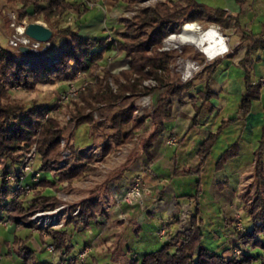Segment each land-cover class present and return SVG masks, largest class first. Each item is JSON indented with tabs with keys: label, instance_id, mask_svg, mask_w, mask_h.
Returning a JSON list of instances; mask_svg holds the SVG:
<instances>
[{
	"label": "trees",
	"instance_id": "1",
	"mask_svg": "<svg viewBox=\"0 0 264 264\" xmlns=\"http://www.w3.org/2000/svg\"><path fill=\"white\" fill-rule=\"evenodd\" d=\"M40 1H45L46 5H39ZM113 1L123 3L127 7L135 3V0ZM13 2L19 4L18 19L42 18L50 24L53 17H60L68 10H72L75 15L74 23H82L78 19L81 18L83 10L70 0H0V15L3 7ZM29 6H32L31 12L28 11ZM229 18L224 10L206 9L195 0H159L151 6L137 10L131 18H120L119 28L111 34L112 40H107L108 35H83L71 25L54 30L50 43H53L58 35L66 39L60 51L52 54L56 57L55 62L50 66L30 70L23 63L24 52L15 55L11 50L0 46V163L18 162L20 152L29 147L36 129L40 128L37 138L36 169L41 170V179L34 187L33 193L29 195V199H25L26 196L14 189L15 184L9 185L1 178L0 207L6 209L10 223L20 228L30 226L18 225L19 218L35 208L48 207L56 202L55 196L44 193L45 189L58 191L60 188L70 186L76 179L94 170L96 162L83 160L76 153L77 147L70 144L73 152L72 162L67 167L52 173L50 179L47 178L48 176H43V172L49 171L50 162L60 153L63 126L54 117H48L40 125V119L52 105L33 103L26 108L24 104L9 96L8 83L28 88L36 82L49 81L54 77L66 81L73 78L77 72L80 73L81 80L93 77L94 85H87L80 91L79 103H75L69 111L76 125L92 123L90 111L97 103L113 105L127 95L146 96L155 89L164 87L165 90L154 97L155 107L151 115L142 113L135 117L134 112L137 110L135 103L112 113L108 124L112 132L104 137L101 158L98 159L105 161L112 153L132 142L151 121L152 132L147 138H143L140 144L141 155L145 165H148L153 157L152 148L165 132V122L171 116L172 102L174 100L182 102L183 93L189 92L192 86L189 81L184 83L179 81L172 72L171 64L176 58L171 51L164 49L163 39L174 30L175 25L180 23L205 21L222 25ZM254 44H258L257 41ZM112 48H117L122 58L113 61L108 67H103L102 61ZM248 52L249 48H246V56ZM214 65L215 63L206 65L204 69L211 73ZM147 79L154 80L156 84L143 85V81ZM244 79L237 115L223 121L221 125L243 120L251 111L252 102L260 98L262 85L259 82L252 83L248 80L247 74ZM208 82L206 80L204 88L197 91L203 101L215 94L210 90ZM219 130L220 126L216 132L210 133L200 143L197 150L200 164L210 153ZM238 152L239 145L234 142L223 151L215 168H221L226 160L237 155ZM253 155V181L249 189L241 193L248 222L232 245L234 248L236 246L241 248L239 257L234 253L231 257H226L222 252L210 251L202 246L200 226L196 217H193L188 229L166 241L159 249L145 253L140 259H126L125 264H244L252 258V255L247 253L250 248L264 249V126L261 128L258 146L253 151ZM0 172L9 174L12 171L5 166ZM14 172L18 173V171ZM24 180L29 182L31 176L24 177ZM252 186L254 193L251 195ZM78 208L76 214H69L63 228L46 230V235L50 238L55 251L61 250L68 254L71 247L67 242L70 236L69 230L92 224L100 226L107 215V211L102 208V200L97 190H93L88 197L81 200ZM39 234L43 239L42 233ZM28 240L14 236L12 241L21 254L24 264L32 261L35 252L29 247Z\"/></svg>",
	"mask_w": 264,
	"mask_h": 264
},
{
	"label": "crops",
	"instance_id": "2",
	"mask_svg": "<svg viewBox=\"0 0 264 264\" xmlns=\"http://www.w3.org/2000/svg\"><path fill=\"white\" fill-rule=\"evenodd\" d=\"M70 1L75 5L78 4L83 10L81 18L78 19L82 23L77 24L81 34L96 35V31L102 30V27L112 31L119 28L120 22H113L112 20H107L105 23L104 20L100 22V14L105 9L111 10L119 3H115L113 0H94L95 6L85 7L80 0ZM195 1L209 10H224L230 18L222 25H214L223 31L233 30L232 32H234L238 29L241 32L240 41L243 45L236 52L230 54H225V52L211 60L204 53L206 59L211 61L204 66L215 63L212 72L208 73L203 66L201 73H197L193 77L194 79L197 77V81L194 82V79L190 77L188 80L184 78L181 81L183 83L189 81L192 86L189 92L183 93L182 102L176 100L172 102L171 116L165 122V132L152 148L153 157L148 168L144 166L145 162L139 149L138 153L134 156L129 155L127 158L130 160L126 168L131 170L129 176L120 172L113 181H109L107 187L104 186V202H106L104 205L109 214L108 218L104 220V227L92 224L85 228L71 229L67 239L71 246L68 254L58 250L59 255H56L51 262L36 261L33 254L29 264H65L69 257L91 245L93 246L92 250L80 264H122L124 259H140L145 253L159 249L168 241L166 238L163 239L157 235V230L160 227H164L171 238L188 229L193 217H196L201 227V214L204 209L217 213L223 232L228 236L227 240L230 243L229 246L224 242L217 245L216 249H208L214 252H222L226 257L233 255L234 247L232 245L237 237L225 230L231 231V219L236 213L246 212L245 203L241 197L244 190L241 191V187L244 185L242 181L250 179L252 182L253 180V151L258 146L261 128L264 126V102L259 101L260 98L254 100L251 104V111L243 120L221 124L237 115L244 89L245 74L252 83L256 82L257 79L264 78V0ZM39 5L45 6L46 2L40 1ZM30 10H32V6L28 7V11ZM66 13L75 18L72 10H68L64 14ZM108 34L105 33V35ZM255 41L258 44H254ZM246 48H249L247 56L245 55ZM121 58L122 54L119 53L118 49L112 48L106 53L104 66L108 67L113 61ZM234 66L237 67L233 68ZM206 80L209 81L210 90L215 94L210 99L203 101L197 91L204 88ZM222 112L225 114H221ZM149 125L150 127L153 126L151 121L147 124L146 129L149 128ZM219 126L220 130L211 151L222 136L221 134L225 133L229 139L235 138L226 148L237 142L239 152L226 160L221 168L216 169L220 171L225 169L226 164L233 165L230 167L231 179L226 176L225 179L227 180H216L215 185L210 189L211 192H206L201 184L200 176L211 151L204 162L200 164L197 150L200 143L210 133L216 132ZM149 135L143 138H147ZM168 138H173L174 142L166 144ZM132 165L134 167L131 169ZM140 171L143 172L148 191L144 210L137 205H128L120 201L130 180ZM190 176L198 177L199 180H196L195 191H192L194 189L192 184L193 186L190 185L188 188L190 192H187L181 178ZM228 181L229 185L233 187L230 193L225 188V183L228 184ZM238 198L242 199V203H238ZM237 204L241 207H237ZM154 219L158 220L157 225L151 223ZM0 228L7 231L20 229V227L16 228L13 224L8 223H0ZM94 229H96V233ZM153 230L156 238L153 236ZM74 233L82 236L80 237L83 242L82 247L78 251L72 250ZM42 238V243L47 249V245L51 244L50 238L43 234ZM32 243L35 242L28 241L30 248H32ZM3 244L7 245L8 253L6 257L0 256V264H24L23 258L14 244H8L7 241L0 242V248H3ZM228 247H231V250ZM247 253H250L252 258L244 264H254L255 260L258 259L261 260L258 264H264V260H262L264 259V249L253 247Z\"/></svg>",
	"mask_w": 264,
	"mask_h": 264
},
{
	"label": "rangeland",
	"instance_id": "3",
	"mask_svg": "<svg viewBox=\"0 0 264 264\" xmlns=\"http://www.w3.org/2000/svg\"><path fill=\"white\" fill-rule=\"evenodd\" d=\"M94 1V0H93ZM159 0H135V3L127 7L123 3L116 4L111 10H104L100 14V22L104 23L107 20H112L113 22H118L119 19L122 17H129L131 18L139 9L148 7L153 5ZM95 2V1H94ZM3 4V2H2ZM18 7L19 4L16 2L6 4L3 7L2 14L0 15V46L3 48H7L11 50L15 55L17 53L10 48L8 45L9 39L14 36L18 35V31L16 30L17 27H25L29 22L38 21L45 26L49 27L52 30V36L54 34V30L71 25L75 29L78 30L77 24L74 23V16L66 13L63 16L60 17H53L51 19L50 24H47L42 18L34 19L25 17L22 19H18ZM31 12V10H30ZM196 23L199 24V26L204 29L208 27L209 25H214L205 21H197ZM14 24V25H13ZM182 24L180 23L178 25H175L174 30L163 39V46L164 49L171 51L175 56V61L171 65L172 72L178 77L180 81H183L184 74L186 69L187 61L190 60L194 63L195 68L192 70V74L186 78L187 80L190 78L195 77L194 75H197V73H201L202 67L207 64L208 61L204 53L197 50L193 45L184 43L181 44L179 48L174 47L171 45L168 41V38L171 34L179 32ZM101 25H103L101 23ZM104 26V25H103ZM216 26V25H215ZM109 27V26H108ZM219 28V27H218ZM220 29V28H219ZM20 30V29H18ZM220 31L224 34L227 40L228 44V51L225 54H230L232 52H236L243 43L240 41V34L241 32L236 29L234 32L233 30L226 31L220 29ZM114 34V30L107 28L106 30L102 27V30L96 31V34L98 35H104L105 33ZM51 40V39H50ZM49 40V41H50ZM112 40V38H111ZM66 42V39L64 36L58 35L57 38L54 40L53 43H50V47L47 50L48 54H56V52H59L62 45ZM103 67L105 62L102 61ZM237 66H234L233 68H236ZM28 69V68H27ZM30 70V69H29ZM77 74V73H76ZM76 74H74L73 78L69 80H62L61 78L54 77L52 80L45 81V82H36L31 87L23 88L20 87L17 84H7L8 93L9 96L13 99H16L20 103L24 104L27 107L31 106L33 103H38L40 105H52L51 109L46 111L44 115L47 113V116L44 115L40 119V125L43 124L48 117H54L61 126H63V134L62 138L60 139V153L59 155L54 158L50 164H49V171L43 172V176H48L47 178L50 179L49 176L52 175V173L56 172L59 169H63L67 167L71 162L73 158V152L72 148L69 146L70 144H74L77 149L76 153L85 161L90 160L93 162H96V168L92 171H90L86 176L81 177L79 179H76L70 186H66L64 188H60L58 191L52 190V189H45L44 193L48 195H53L56 197V202L48 207H41V208H35L28 212L26 215L19 218L18 225H30L27 226L29 228L21 227L20 229H16L15 231H7L4 228H0V242L4 243L5 241L9 243H12L14 236L17 238L25 239L28 238L30 242L34 241L35 243H32V248L35 250L34 252V259L36 261H53V259L56 257V255H59V251H53L50 252L45 248V244L42 243V239L40 237L39 232H41L43 235H46V230L48 229H61L65 226V221L69 214L74 215L78 212V203L83 200L84 198L88 197L93 190H97L98 195L101 196L102 200V208L103 210H106V207L104 205V186L107 187L109 181H113L116 178V175H118L120 172H124L125 176H129L131 170L126 169L128 166V156H134V154L138 153L140 149V144L143 139V137H146L151 132L152 126L147 128L145 131L140 132L136 139H134L132 142L122 146V148L119 150V152L112 153L105 161L98 160L101 158V149L104 144V137L107 135H110L112 130L109 128V118L112 115L113 112L118 110L119 108H122L124 106L130 105L131 103H135L137 110L134 112V116L138 117L142 113L150 114L154 110V97L157 93H161L165 90L164 87L155 89V91H152L149 95L146 96H139V95H127L120 101H118L116 104L113 105H104V103H97L95 104V108L90 111L92 116V123L91 124H81L76 125L75 120L70 117L69 111L73 108L75 103H79L81 95H79L80 91L84 90L87 85H94L95 79L93 77H88V79H85L88 84L85 86L84 89H81L76 96L70 98L67 101L60 102L59 97L62 93L63 89L66 87V85L69 82H73L75 85H79L83 80L80 79V73L79 77L76 78ZM190 77V78H189ZM194 79V78H193ZM259 79H257L256 82H258ZM186 81V80H185ZM197 81V77L194 79V82ZM143 85L146 86H154L156 83L154 80L147 79L143 81ZM261 84V83H260ZM264 86V85H262ZM115 87V86H113ZM259 101L264 102V88H262L261 96ZM221 114H225L222 112ZM220 121V120H219ZM219 124V122H218ZM217 124V125H218ZM40 128L38 127L36 129V134L31 139V143L29 147L23 149L19 156H18V162L15 163H9L8 161L4 163H0V171L3 167L7 166L9 170H11V175L8 177H5L8 173L2 174L0 172V188L2 186L1 178L5 179L8 184H15L14 189L20 193L23 196H26L25 199H29V195L33 193V189L36 186V184L39 182L41 178L36 180L34 184L29 185H23L24 188L18 189L17 184L20 182V179L18 178L19 172L15 173L14 171H21V167L25 164V158L28 157V160L31 158L34 160L32 167L36 168L38 162L37 161V138L39 136ZM220 138L216 142L215 146L213 147L211 153L209 154L203 172L200 176L201 184L204 188V190L207 192H211L210 189L213 188V185H215L216 180H227L225 177L227 176L228 179H231L230 175V167L233 165L226 164L225 169L217 171L215 168V162L218 159V157L221 155L222 151L231 143L234 141L235 138L229 139L225 136V133L221 134ZM165 141V140H164ZM29 156H31L29 158ZM23 162V163H22ZM22 164V165H21ZM31 166V164H30ZM145 167L148 168V165H145ZM134 167V165L131 166V169ZM36 171L41 172L40 169H37ZM143 175V172H139ZM14 174H17L15 177ZM121 178V177H120ZM30 179V178H29ZM144 180V177H143ZM196 180H199L198 177H182L181 181L184 183V187L186 186L187 192H190L188 188H190V185L193 186L194 189L192 191H195V183ZM122 181V180H121ZM253 181V180H252ZM251 180L247 179L246 181H242V184H244L241 187V191H245L249 189ZM252 183V182H251ZM145 187H146V195L148 194L147 191V185L144 181ZM225 188L228 191V193L232 192V186L225 183ZM239 188V187H238ZM106 190V188H105ZM240 191V188L238 189ZM226 191V192H227ZM254 193V186L250 188V194ZM227 194V193H226ZM145 195V198H146ZM252 195V194H251ZM238 203H242V199H237ZM237 207L239 204H237ZM142 210L145 209V199L142 206H140ZM208 210V211H207ZM202 210V224H201V232L203 233V236L201 237V245L204 247H207L209 249H216L217 245L222 244L224 242L227 243L229 246L230 243H228V236L224 234L223 228L221 227L220 219L215 211H211L209 209ZM49 213L50 219L49 221L40 220L37 216L39 213ZM108 212L105 216V220L108 218ZM220 215V214H219ZM0 222L3 220H6L8 224L10 223L8 218V213L6 212V209L2 206L0 207ZM23 219V220H22ZM103 219V218H102ZM238 219L241 221V226L239 227L237 222ZM232 225H230V230H225L231 233V235H236L238 237L240 235V232L243 231L245 225H247L248 217L247 213L245 211H240L235 214L234 218L231 219ZM41 222V223H39ZM153 225H157L158 220L154 219L151 221ZM14 225V224H13ZM15 226V225H14ZM101 227H104V219ZM16 228L18 226H15ZM32 228L33 230H31ZM85 228V227H83ZM77 229V228H76ZM94 232L96 233V229H94ZM233 233V234H232ZM153 236L156 238V234L153 230ZM169 235V234H168ZM82 237L81 235L74 233V239H73V251H78L82 247ZM165 239L166 237H162ZM169 239L172 238L169 235ZM92 245L84 247L80 251H78L75 255H72L74 257H77L80 252L85 251V254L83 257L77 258V264H80V262L90 253L92 250ZM231 250V247H228ZM8 253V248L6 244H3V248H0V256L6 257ZM234 255L239 256L241 253V248L239 246H236L234 248ZM264 260V259H262ZM4 263V261H2ZM126 259L122 262V264H125ZM261 262V260H255L254 264H258ZM1 263V260H0ZM16 264V263H13Z\"/></svg>",
	"mask_w": 264,
	"mask_h": 264
},
{
	"label": "built area",
	"instance_id": "4",
	"mask_svg": "<svg viewBox=\"0 0 264 264\" xmlns=\"http://www.w3.org/2000/svg\"><path fill=\"white\" fill-rule=\"evenodd\" d=\"M81 4L85 7H93L96 5V3L93 0H80ZM14 25V24H13ZM20 28V30H18ZM16 30L18 31V35H14L9 39L8 45L10 46L11 49H13L16 53H21L19 48L21 46H26L29 49V52L25 53L24 57V64L26 68L28 69H38L41 66H50L52 65L56 57L48 54L47 50L50 47V41L42 42V41H37L28 35L25 34L24 32V26L23 27H17ZM112 36L110 33L107 36V40H111ZM76 78L79 77V72H77ZM188 75L184 74V78H187ZM261 85H264V78H260L258 80ZM88 84L86 80H83L79 85H75L73 82H69L66 87L63 89L62 93L60 94L59 101L64 102L69 100L70 98L76 96V94L81 90L84 89L85 86ZM45 117L47 116V113L44 115ZM174 142L173 138H168L166 140V144H171ZM31 156H29L30 158ZM33 159L31 158L28 160V157L25 158V164L21 167V171L19 172V179L20 182L16 185L18 189L24 188L23 185H32L36 180L41 178V172L36 171V168L32 167L33 164ZM23 163V162H22ZM31 164V166H30ZM22 165V164H21ZM11 175V173L7 174L5 177H8ZM17 174H14L13 176L15 177ZM26 176H31V180L29 182H26L24 180V177ZM146 195V187L144 184L143 180V175L141 173L135 174L132 179L130 180L129 184L125 188L122 196H121V202H124L128 205H137V206H142L144 203ZM38 218L40 220L44 221H49L50 216L49 213L46 212H41L37 214ZM2 224H6V220H3L0 222ZM41 223V222H39ZM238 226H241V221L238 219L237 222ZM157 235L160 237H166L167 240L169 239V235L164 227H160L157 230ZM47 249L49 251H54L53 245L48 244ZM85 254V251L80 252L77 257L71 256L67 259L65 264H77V258L78 257H83Z\"/></svg>",
	"mask_w": 264,
	"mask_h": 264
},
{
	"label": "bare ground",
	"instance_id": "5",
	"mask_svg": "<svg viewBox=\"0 0 264 264\" xmlns=\"http://www.w3.org/2000/svg\"><path fill=\"white\" fill-rule=\"evenodd\" d=\"M168 41L177 48L184 43L191 44L197 50L205 53L210 60L228 51L226 37L215 25H209L202 29L198 23L185 22L182 24L179 32L169 36ZM186 65L187 71L185 73L187 72L186 75H189L195 68V65L190 60L187 61Z\"/></svg>",
	"mask_w": 264,
	"mask_h": 264
},
{
	"label": "water",
	"instance_id": "6",
	"mask_svg": "<svg viewBox=\"0 0 264 264\" xmlns=\"http://www.w3.org/2000/svg\"><path fill=\"white\" fill-rule=\"evenodd\" d=\"M24 32L26 35L37 41L46 42L52 38V30L38 21L29 22L24 27ZM19 50L24 53L29 52V49L26 46H21Z\"/></svg>",
	"mask_w": 264,
	"mask_h": 264
}]
</instances>
